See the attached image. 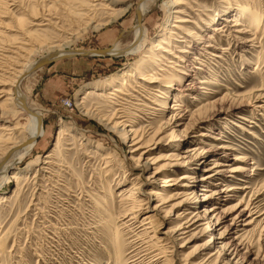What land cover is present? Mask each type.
I'll use <instances>...</instances> for the list:
<instances>
[{
	"label": "rangeland",
	"instance_id": "1",
	"mask_svg": "<svg viewBox=\"0 0 264 264\" xmlns=\"http://www.w3.org/2000/svg\"><path fill=\"white\" fill-rule=\"evenodd\" d=\"M137 1L0 0V84L13 78L22 65H33L53 50L110 48L116 42L123 49L132 45ZM178 1L175 7L181 12L176 16L190 19L184 22L183 32L172 26L177 24L175 18L165 27L169 11L159 2L142 17L148 45L141 53L60 59L22 79L20 88L26 101L42 114L44 134L37 137L31 154L12 167L11 172L20 173L18 181L9 179L0 188V264H234L218 252L221 243L211 241L216 232L211 228L214 222L198 220L195 228L180 234L176 242L163 240L164 233L179 223L177 212L183 209L171 205L185 196L172 198L160 216H155L161 223L158 227H148L144 219L153 213L147 200L143 201L145 193L172 175L160 173L157 179L152 177L154 170L166 161L167 154H182L194 144L213 150L190 169L180 168L174 178L179 180L183 173L193 177L186 190L192 199V190L203 193L201 185H192L202 173L214 172L206 170L215 164L212 158L228 171L239 169L219 175L220 187L233 188V198L219 208L221 213L227 212L222 223H231L238 203L242 207L259 205L257 215H261L251 224L246 223L254 215L242 221L240 234L252 244L250 261H256L257 254L264 256V0ZM112 8L127 10L111 21ZM244 10L250 14L240 16L237 28L251 31L250 42H241L228 32L211 31L228 16ZM257 17L262 22L257 30H251ZM91 19L97 28L91 27ZM169 28L177 34L169 36ZM188 30L198 38H187V42L199 49L191 50L190 66H185L186 61L177 59L176 54L183 53L178 50L185 48L182 38ZM208 33L216 48L203 52L201 40L207 39ZM163 34L164 46L173 54L153 48ZM25 35L30 41L32 37V46L24 44ZM212 50L220 56L211 55ZM128 70L134 77L128 76L131 86L124 89L127 94L118 93L123 97L119 98L111 94L112 88L120 85ZM142 71L158 78L166 74L172 80L180 76L184 83L189 78L208 82L196 83L176 98L170 93L176 83L168 80L156 82L157 87H145L139 79ZM5 98L0 97V111ZM178 99L187 117L176 129L189 132L171 142L174 129L167 121ZM117 103H124L130 125L144 135V141L151 136L163 139V147L151 150L142 160L146 169L136 167L141 152L130 158L131 141L107 124L119 107ZM8 109L0 114L1 153L12 145L4 140L19 135L18 130L2 129L14 122ZM17 120L23 129L30 125L27 115ZM176 144L182 150H177ZM217 182V178L212 180L213 187ZM164 194L171 195L169 190ZM155 198L153 205L158 202ZM191 201L183 205H198Z\"/></svg>",
	"mask_w": 264,
	"mask_h": 264
},
{
	"label": "bare ground",
	"instance_id": "2",
	"mask_svg": "<svg viewBox=\"0 0 264 264\" xmlns=\"http://www.w3.org/2000/svg\"><path fill=\"white\" fill-rule=\"evenodd\" d=\"M159 2H162L169 11V15L165 21V27L168 26V24H170L169 21L171 19L175 18L174 21L177 24H173L172 26H177V29H179V31L184 30L185 28L184 22L190 21V19L186 17L184 18V17L176 16V13L181 12L180 10H176L177 7H175V5H177L180 1L178 0H138L136 2V7L141 15V24L139 25L138 19L136 18L137 23L133 26V33H134L135 39L131 43L132 45L123 49L120 47V45H118L119 43L116 42L114 43L113 47L109 48V53H108L109 56H116L121 53L125 55L126 54H137V53H141L146 48V45H148L147 44L148 35H147L146 27L142 22V17H145V15L153 9L152 7L157 5ZM111 10L113 11L111 21H113L119 16L124 15L126 13L125 11L127 10V8L125 9L112 8ZM249 14L250 12L245 11V10L242 12L234 13V15H230L225 19V23L230 22L232 23L231 25L225 24L224 22H220L219 24L212 27L211 31L213 30V32H216V33L228 32L230 35H233L239 40H241V42H245V43L250 42L251 39H249V34L251 31L237 28V26L241 25V23L239 22L240 16L245 18ZM237 16L239 17L236 18ZM255 22H257V25L251 26L250 27L251 30L252 29L257 30L259 28L262 22V18L257 17L255 19ZM44 24L45 23H38V25H44ZM91 24H92L91 27L94 29L98 27L97 24L93 25L92 19H91ZM168 32H169V36H173L177 34L176 31L173 30V28H169ZM184 33H185V36H183L182 41L185 42L186 45H185V48L183 47L178 50V52H183V53L176 54V58L177 59L179 58L181 61L185 60L187 63L185 64V66H188V65L190 66V52L191 50L196 51L199 48L196 45H194L192 42L191 43L187 42V38H189L188 40L194 37L197 39L198 35L196 32L190 31V30H188L187 33L186 32ZM243 33H244V36H236V34H243ZM208 34L209 35H206L207 39L201 40L203 47H204V49H202L203 52H206V51L209 52V49L211 47L216 48V46L213 45L211 43V40L209 39L213 36L211 35V33H208ZM27 37L28 38L26 39V42H24V44L27 46H32L33 44L31 43L32 37H31V41L29 39V36ZM195 38L193 40H195ZM200 38L202 39L203 37H199V39ZM156 41L157 42L153 43V48H155L157 51L165 50V52H168L169 54L174 53L172 49L165 48L164 44H166V38L164 34L161 35ZM55 51H59V52H55ZM74 51L76 50L66 51L62 49H57V50H53L51 54H48V56H53V55L60 56L63 54L73 53ZM210 54L213 56H220L214 50L210 51ZM162 58L165 60H168L171 63L179 65V63L172 61L170 58L168 59L166 55H162ZM195 59H198V57L196 56ZM35 64L22 65L20 69L16 70V73L13 75L14 76L13 78H9L6 82H1L2 84H0V97L6 96L5 103L2 109L4 111L8 109L7 107H9L8 112L11 115L10 116L11 119L14 120V122L10 124L7 123L8 125L5 124L4 126H2V129L19 131V135L17 137H14V140L12 139V137H8L4 140L5 143H11L12 145L6 146L5 149L3 150L5 152H2V153L0 152V188L3 187V184H5L9 179L13 181H18L20 177L19 176L20 173L16 171L11 172L12 167L17 163H20L24 158H26L28 155L31 154V152L33 151L36 145L35 138L43 136L44 134L41 112L37 109L32 108L28 104L20 88V83L22 79L26 77L24 76V73L28 72V70H30V68H32ZM175 66L171 65L170 67L175 68ZM184 73L186 77L190 75L186 69ZM128 76H133V74L129 70L123 73L122 78H120L121 79L120 85L114 86L112 88L113 91L111 92V94L117 95L119 98H123V97H120V94L118 95V93L127 94V92H124V89L126 88V86H131ZM172 76L174 77V75ZM179 77H176V79L173 78L172 80L169 75L167 76L166 74H164L161 78H158V77H155V74L153 73H144L142 71L141 76H139V79L143 80V82H145L143 86L148 87V88L153 87V86L157 87L156 85H154L156 84V82L162 83V82L170 80L176 83L175 84L176 86H174L173 91H170L172 96L176 98L182 97L184 96V93L191 91L193 88H195L196 83L208 82V81L194 82V80L190 81V78H189L188 79L189 82L184 83L182 82L181 77L179 80ZM6 85H9V88L8 87L6 88L5 87ZM156 90L158 92L160 91L159 88H156ZM101 91L103 92V90ZM116 105L119 107L118 109L115 110L114 115L112 116L111 120L108 121L107 124L110 125L112 129L117 130L120 133H123L125 140L131 141L132 157L130 158H133L136 153L141 152L140 156L137 159L136 167L141 166L144 169H146V163L142 164V160L148 157L146 155H149L151 150L161 148L163 144L162 143L163 139L160 138L157 140V138H153L151 136L148 141H144L143 139L144 135L138 132L132 125H130L131 123L130 115L123 110L124 103H117ZM183 106L184 104L181 103V100L179 99H178V102H176L173 106H171V110H170L171 115L169 117V120L167 121V125L171 126L174 129L169 139V141L171 142L172 141L177 142V140H181L188 135L189 131H186V130L178 131L179 129H176L177 127H179L180 125L184 123L187 117V114L183 112ZM3 111H0V114H2ZM24 115H27L30 118V125L27 128L23 129V127L20 126L19 120L17 119H19V117L24 116ZM204 135L205 133L201 134V136H204ZM175 146L177 147V150H182L183 148L182 146L178 144H176ZM218 148L226 149L228 147L220 146ZM211 150H213L212 147H207V146L200 147L199 145L196 146L194 144L193 146L189 145V147L185 149L182 152V154L169 153L164 157L166 161L162 165H160L156 170H154L152 177L159 179L158 177L161 174H166L168 172H171L172 175L163 177V179L161 180L163 182L162 185L158 186V184L154 183V186L155 187L157 186V188H154V190H151L147 193L144 192L146 198H144L143 201L147 200L146 202L147 206L149 208L151 207L153 211V213H148L144 219L147 221L146 223L150 224V226L148 227H155V228L158 227L161 223H160V220H155V216H160V213L164 211V208L168 205V202L172 200V198H179V197L185 196L183 200L173 203L171 205L172 208L182 205L183 209L177 212L176 218L178 219V222H179L177 226L175 228H172L171 231L169 229L168 231L164 233L165 234V237L163 238L164 241L176 242V239L178 238L180 234H186V233L191 232L195 228V224L198 222V220H202V221L205 220V222L202 224H205L208 222H214L213 227L211 228L215 229L216 232L212 234L211 241L213 240L216 243H221V245L218 247V252L222 254V257L224 259H227L229 263H234V264H245V263L246 264H264V256L258 255V254L255 257L256 261H250L249 254L253 253L252 244L245 242L244 239H241L242 235L240 234L241 230L243 229V227H241L242 221H247L249 217H252L254 215L246 223V224H251L254 222V220L257 217L261 215V214L257 215L260 212L259 205H256L254 203H248L245 207H242L243 205L238 203L233 209L236 212V215L234 216L231 223L227 224L226 226H224L222 223L223 222L222 219L227 215V212L221 213L219 211V208H220V205H222L224 202H227L228 200L233 198V195L231 193L232 192L231 190L233 188L231 187V188L225 189V188L220 187V184H222L220 180H222V178L219 175L224 176V174H226L227 172L240 171L239 169L228 171L227 169L220 167L221 163H219L218 160L212 158L215 164L209 167L208 169L206 168L205 169L214 171V172H211L209 174L202 173L197 183H194V185H192L195 187L201 185L202 189L200 190H203V193H198L197 191L192 190V193H194L193 194L194 197H191L193 201H191L192 199H190V197L188 196L190 195L189 194L190 192L187 193L186 191L187 187L191 186L189 183H187V181H191V178L193 177H191L187 173H183L179 177V180H176V178H174V176L176 175V172H178L180 168L183 170L184 168L185 170H188V168L190 169V165L198 164L200 159L204 155L212 152ZM213 156L215 157V155ZM216 178L218 179V182L215 183V187H213L212 184L214 183H212V180H216ZM167 190L170 191L171 195L168 197H165L164 191H167ZM154 196L157 197L155 198V200L157 199L158 202L153 205L152 203H154ZM190 201L198 205L195 207H187L183 205V204L189 203ZM207 204H211V205L206 206ZM165 218L163 217V220ZM214 224H217V226L214 227ZM166 260H168L167 257H166Z\"/></svg>",
	"mask_w": 264,
	"mask_h": 264
},
{
	"label": "water",
	"instance_id": "3",
	"mask_svg": "<svg viewBox=\"0 0 264 264\" xmlns=\"http://www.w3.org/2000/svg\"><path fill=\"white\" fill-rule=\"evenodd\" d=\"M137 14V19H138V23L139 25L141 24V15L140 12L137 10L136 11ZM109 53V47L107 48H96V49H83V50H76L73 53L70 54H63L60 56H46L42 59H40L32 68H30V70H28V72H26L24 74V76H28L29 74H31L32 72H34L35 70L47 65V64H51L57 60L60 59H65V58H72V57H76V56H94V55H108ZM37 138H35L36 140Z\"/></svg>",
	"mask_w": 264,
	"mask_h": 264
}]
</instances>
